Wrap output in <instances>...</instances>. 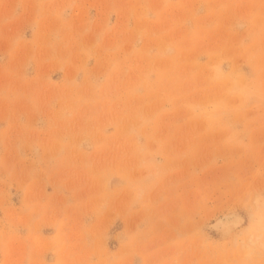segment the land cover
I'll return each mask as SVG.
<instances>
[{"label":"rangeland","instance_id":"1","mask_svg":"<svg viewBox=\"0 0 264 264\" xmlns=\"http://www.w3.org/2000/svg\"><path fill=\"white\" fill-rule=\"evenodd\" d=\"M0 264H264V0H0Z\"/></svg>","mask_w":264,"mask_h":264},{"label":"bare ground","instance_id":"2","mask_svg":"<svg viewBox=\"0 0 264 264\" xmlns=\"http://www.w3.org/2000/svg\"><path fill=\"white\" fill-rule=\"evenodd\" d=\"M226 217H227V216H226ZM234 221H235L234 218H232V217L229 218V216H228V219H224V220H222V221H219V223H220L219 225H220V226L222 225V226H224V227H225V226L227 227L228 225H230V224L233 223ZM219 225H218V226H219Z\"/></svg>","mask_w":264,"mask_h":264}]
</instances>
